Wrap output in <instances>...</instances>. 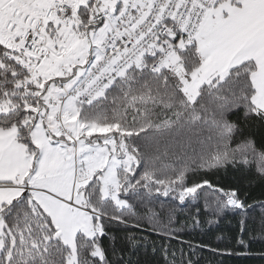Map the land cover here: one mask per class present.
<instances>
[{"label": "snow or ice", "instance_id": "6c2138e0", "mask_svg": "<svg viewBox=\"0 0 264 264\" xmlns=\"http://www.w3.org/2000/svg\"><path fill=\"white\" fill-rule=\"evenodd\" d=\"M237 255L264 261V0H0V264Z\"/></svg>", "mask_w": 264, "mask_h": 264}, {"label": "trees", "instance_id": "16d2710c", "mask_svg": "<svg viewBox=\"0 0 264 264\" xmlns=\"http://www.w3.org/2000/svg\"><path fill=\"white\" fill-rule=\"evenodd\" d=\"M225 237L230 238V233L228 232L227 227H225L224 233ZM198 239L200 237H197ZM213 243H226L228 240L224 242H218L215 240V237H212ZM260 244L257 242L253 245V253L260 250ZM224 264H264V261L260 260L258 256L255 255H237L230 258H224Z\"/></svg>", "mask_w": 264, "mask_h": 264}]
</instances>
